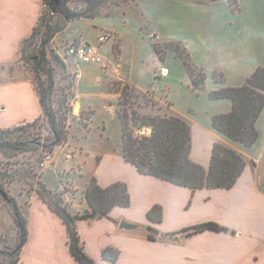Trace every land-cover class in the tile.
<instances>
[{"label": "rangeland", "instance_id": "obj_1", "mask_svg": "<svg viewBox=\"0 0 264 264\" xmlns=\"http://www.w3.org/2000/svg\"><path fill=\"white\" fill-rule=\"evenodd\" d=\"M133 1L53 0L52 6L44 5L51 28L64 24L65 28L54 36L50 31L47 36L38 37L27 50L38 63V77L32 59L24 66L36 89L46 92L53 113L47 117L43 112L31 121L4 127L24 128L0 133V264L8 259L1 253L14 249L20 238L13 198L19 204L18 194L36 190L44 183L52 191L66 192L69 212L86 213L87 207L82 206L86 202L84 189L101 169L97 161L103 154L123 155L122 125L117 112L120 92H111V87L119 83L136 85L134 104L123 105L128 113L136 109L150 115H180L176 112L179 110L197 116L199 111L205 118L207 112L217 108L209 98L215 73L222 74L225 83H240L244 75L238 67L245 60L264 62V0H238L235 10L228 0H186L181 3H190L191 7L180 4L178 8H166L159 2L146 5L147 0H142L143 6H149L148 17ZM122 5H128L131 13L123 14L121 10L113 18L125 35L121 54L119 42L114 39L104 45L108 60L100 64L65 54L66 45L75 38L71 35L73 28L66 29L71 22L89 18L83 15L111 16ZM246 25L255 42L243 39L241 29ZM176 43L190 52L197 66L195 76L199 68L205 73L202 87L194 88L193 76L178 55ZM119 62L123 64L119 67L121 78L113 75ZM54 132L59 133L62 142L52 147ZM133 133L149 136L152 129L135 127ZM47 154H52V161L42 165ZM23 198L25 195H20L22 201Z\"/></svg>", "mask_w": 264, "mask_h": 264}, {"label": "crops", "instance_id": "obj_2", "mask_svg": "<svg viewBox=\"0 0 264 264\" xmlns=\"http://www.w3.org/2000/svg\"><path fill=\"white\" fill-rule=\"evenodd\" d=\"M184 1L147 0L146 5L159 2L166 8H178L180 4L191 7L190 3H181ZM133 2L142 15L150 16L147 12L149 6H143L142 0ZM127 6L122 5L111 16L73 21L66 29L73 28L71 35L74 39L79 37L98 44L100 53L108 60L103 49L110 39L119 42L121 54L125 35L113 18L121 10L123 14L131 13ZM42 10L43 0H0V128L31 121L42 114L38 90L21 58L22 42L33 32ZM241 30L244 40L251 38L252 42L256 41L248 25ZM102 35H108V39L99 44L98 39ZM259 66L264 67V62L245 60L238 67L244 75L240 83H225L226 79L224 84L215 81L210 91L223 85L244 84ZM119 67H123L120 62L115 64L113 75L121 78ZM163 70L167 72L165 68ZM211 100L217 108L207 112L205 118L199 111L197 116H192L175 110L192 124L191 157L195 162L208 167L216 143L244 156L247 164L235 185L232 188L205 187L193 192L189 187L141 173L123 155L103 154L97 161L101 168L95 176L98 183L102 187L115 182L126 183L131 204L115 206L108 216L76 222L84 249L96 264H264V110L257 121L258 140L247 147L212 126L214 114L227 113L232 109L231 100ZM65 194L64 191L63 198L69 207ZM20 195H25L23 201ZM17 200L28 220V238L21 250L19 264H78L69 248L66 224L37 191L18 194ZM155 205L162 207L163 220L160 222L148 218V212ZM82 206L87 207L86 213H71L87 214L91 211L87 201ZM122 220L139 226L136 229L120 228ZM209 221L227 230L206 229L190 235L182 232ZM150 233L155 239L150 238ZM106 248L120 251L117 261L103 257L102 252Z\"/></svg>", "mask_w": 264, "mask_h": 264}, {"label": "trees", "instance_id": "obj_3", "mask_svg": "<svg viewBox=\"0 0 264 264\" xmlns=\"http://www.w3.org/2000/svg\"><path fill=\"white\" fill-rule=\"evenodd\" d=\"M228 1L232 10L238 9V0ZM44 5L52 6L53 0H43V8ZM83 16L94 18L96 14ZM64 28L65 24L52 29L51 19L46 18L43 9L33 32L23 40L21 58L25 63L31 62V59L33 60L35 63L33 71L36 77H38L37 71H39L38 63L32 55L28 54L27 50L38 37L47 36L50 31L54 36L56 33L63 31ZM69 44L66 45V48ZM174 47L184 66L193 76L194 88L202 87L206 79L203 70L199 68V73L195 76L197 66L192 61L190 52L180 43H176ZM156 50L160 52V49L157 48ZM65 54L70 56L66 51ZM214 78L217 83L224 84L225 82V77L222 74L215 73ZM121 85H123L122 88ZM110 90L111 92L115 91V93L120 92L117 101V112L122 125L123 157L127 162L134 164L141 173L154 175L172 183L189 187L193 192L205 187L232 188L235 185L247 164L242 154L223 144L216 143L213 147L209 166L199 164L191 157L193 137L192 124L189 120L180 115L168 114L167 112L150 115L134 109L132 113H128L123 105L134 104L132 98L135 96V86H131L129 83H119L116 87H111ZM38 91L42 113L44 112L47 117H51L53 109L48 102L47 94L46 92L43 93L41 89ZM143 95L146 96V94ZM209 98L213 100L227 98L232 102V109L229 112L217 113L212 116V126L228 138L242 143L244 146H253L259 137L257 121L264 110V67H257L244 84L240 86L223 85L218 89L211 90ZM152 104L158 103L153 101ZM171 105L172 103L168 104V106ZM161 108L162 105H159V109ZM135 127H151L152 133L149 136L134 135ZM20 128H24V126L0 128V133ZM54 134L56 139L52 143V147L62 142L59 133L54 132ZM36 191L66 224L69 235V248L78 264H96V262L85 251L76 222L81 219L108 216L115 206H129L131 204V195L126 183L115 182L107 187H102L96 177H92L84 190L86 201L91 208V211L87 214L74 215L69 212L63 193L48 189L44 183H41ZM13 201L15 204V221L19 227L20 238L14 249L1 253L2 255L6 254L8 257V259H4L3 264H19L21 250L28 238V220L20 212L19 204L14 198ZM148 218L156 222L162 221V207L160 205L152 207L148 212ZM206 229L227 230L226 227L209 221L188 227L182 232L190 235ZM151 230L154 229L151 227ZM149 236L155 239L153 234L150 233ZM102 254L104 258L115 262L119 258L120 251L106 248Z\"/></svg>", "mask_w": 264, "mask_h": 264}, {"label": "built area", "instance_id": "obj_4", "mask_svg": "<svg viewBox=\"0 0 264 264\" xmlns=\"http://www.w3.org/2000/svg\"><path fill=\"white\" fill-rule=\"evenodd\" d=\"M108 35L99 37V44L104 43ZM68 55L87 63H103L105 58L99 51V45L90 43L84 39L73 40L66 48ZM52 154H47L42 165L52 161Z\"/></svg>", "mask_w": 264, "mask_h": 264}, {"label": "water", "instance_id": "obj_5", "mask_svg": "<svg viewBox=\"0 0 264 264\" xmlns=\"http://www.w3.org/2000/svg\"><path fill=\"white\" fill-rule=\"evenodd\" d=\"M138 226H139L138 224L127 221V220H122L120 222V228H123V229H136L138 228Z\"/></svg>", "mask_w": 264, "mask_h": 264}]
</instances>
